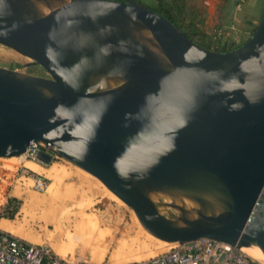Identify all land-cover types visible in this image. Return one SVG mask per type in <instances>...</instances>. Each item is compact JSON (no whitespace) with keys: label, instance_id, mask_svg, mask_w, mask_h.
Instances as JSON below:
<instances>
[{"label":"water","instance_id":"water-1","mask_svg":"<svg viewBox=\"0 0 264 264\" xmlns=\"http://www.w3.org/2000/svg\"><path fill=\"white\" fill-rule=\"evenodd\" d=\"M0 43L48 72L0 65V157L33 141L159 239L264 253V8L218 50L140 0H0Z\"/></svg>","mask_w":264,"mask_h":264},{"label":"rangeland","instance_id":"rangeland-1","mask_svg":"<svg viewBox=\"0 0 264 264\" xmlns=\"http://www.w3.org/2000/svg\"><path fill=\"white\" fill-rule=\"evenodd\" d=\"M140 1L150 7L157 2ZM182 1L184 19L194 20L195 9L191 8L189 1ZM251 1L253 3L248 7V12L243 10L246 0L239 10V13L247 12L240 18V24L245 22L244 17L249 16L254 20L247 28L248 33L241 36L240 43L248 37L264 8V0ZM31 61V58L0 43L1 66L48 76L44 68ZM30 161L47 168V172L29 169L32 166L28 163ZM37 178L45 183L42 190L35 187ZM98 180L59 156H54L49 164L30 159L24 153L0 157V188L4 190L0 196V210L7 200L16 199V212L11 218L15 217L16 223L25 229L26 238L35 243L48 244L56 253V249L61 248L64 252L58 254L72 260L84 259L89 264H123L147 258L153 252L163 251L169 246V243L149 233L138 222L133 209ZM5 197L7 200L1 204ZM160 199L158 197L156 201ZM158 206L166 215L176 213L171 207L162 204ZM2 221L7 226L8 221ZM59 228L62 229L59 230V237L49 238L46 232L54 233Z\"/></svg>","mask_w":264,"mask_h":264},{"label":"built area","instance_id":"built-area-1","mask_svg":"<svg viewBox=\"0 0 264 264\" xmlns=\"http://www.w3.org/2000/svg\"><path fill=\"white\" fill-rule=\"evenodd\" d=\"M245 0H236L240 10ZM222 29L216 28L214 37ZM44 150L31 142L24 155L38 160L37 154ZM45 183L37 178L35 187L42 190ZM224 252V254H223ZM223 256L221 257V255ZM0 264H89L86 260L66 258L42 243H35L0 227ZM123 264H264V261L251 256L242 248L210 237H198L186 241H174L160 252Z\"/></svg>","mask_w":264,"mask_h":264},{"label":"crops","instance_id":"crops-1","mask_svg":"<svg viewBox=\"0 0 264 264\" xmlns=\"http://www.w3.org/2000/svg\"><path fill=\"white\" fill-rule=\"evenodd\" d=\"M185 1L186 2L189 1L191 8L193 10L195 9L194 21L196 25L200 29H202L207 35H209L212 39V43L216 45L226 44V45L235 46L239 44L240 43L239 40L241 36H243L245 33H248L247 28L249 27L251 22H254L252 17L248 16L243 18V20L245 21L243 24L239 23L240 18L245 16V14L248 12L247 11L248 7L250 6L251 3H253L251 0H246L245 2L246 5H244L243 10H246L247 12L243 11L242 13H239V10L236 9L235 6L236 0H185ZM239 24L241 26L240 28L238 27ZM216 28H221L222 31L220 35L214 37ZM38 165L40 167H43L40 164ZM42 169L44 171L47 168L43 167ZM6 200L7 197L3 199L1 204H4ZM54 215L55 213H53V216ZM2 219H6L8 221L7 226L3 224L4 221H1ZM0 222H1L0 227H2L3 229H6L8 231H10L11 229H16L18 230V233L23 236L27 234L25 229L21 228L16 223L15 217L6 218L2 216L0 217Z\"/></svg>","mask_w":264,"mask_h":264},{"label":"trees","instance_id":"trees-1","mask_svg":"<svg viewBox=\"0 0 264 264\" xmlns=\"http://www.w3.org/2000/svg\"><path fill=\"white\" fill-rule=\"evenodd\" d=\"M153 9L164 15L170 21L174 22L178 27H180L185 34L191 38L193 41L206 46L208 48H214L218 50H226L233 45H216L212 43V39L209 35H207L202 29H200L193 19H184V13L182 12L183 9V1L182 0H157V2L152 6ZM181 20V21H180ZM253 29H251L252 32ZM240 44V43H239ZM238 45V44H237ZM236 46V45H235ZM14 198H10V201H6L3 208L0 210V217H9L11 218L12 215L16 212V205ZM7 210V211H5ZM59 230L60 228L54 233H48L49 238L51 237H59ZM13 233L19 234L18 230L11 229ZM53 231V230H52ZM62 231V230H60Z\"/></svg>","mask_w":264,"mask_h":264},{"label":"bare ground","instance_id":"bare-ground-1","mask_svg":"<svg viewBox=\"0 0 264 264\" xmlns=\"http://www.w3.org/2000/svg\"><path fill=\"white\" fill-rule=\"evenodd\" d=\"M23 154V153H22ZM21 155V154H20ZM19 161V160H18ZM22 161V160H21ZM28 163H30V164H32V166H31V168H29V166L27 165V167L29 168V169H33V170H40V171H43V167H40L38 164H35V163H37V162H32V161H30V162H28ZM32 170V171H33ZM83 170V169H82ZM34 172H36V171H34ZM38 173V172H37ZM93 177V176H92ZM98 182H99V180H98ZM100 183V182H99ZM102 183V182H101ZM3 192H4V190L2 191V188H0V196L3 194ZM112 192V191H111ZM112 194H114L113 192H112ZM115 195V194H114ZM116 196V195H115ZM123 202V201H122ZM134 212V211H133ZM2 220H6V219H2ZM1 220V221H2ZM138 220V219H137ZM139 222V221H138ZM62 230V229H61ZM18 235H20V236H22V237H24V238H26L25 236H23V235H21V234H18ZM154 236V235H153ZM28 239V238H27ZM31 239V238H30ZM84 239V238H83ZM160 240H162V239H160ZM162 241H164V242H167V243H169V244H171V242H168V241H166V240H162ZM161 241V242H162ZM47 244V243H46ZM48 245V244H47ZM49 246V245H48ZM56 248H57V246H56ZM243 250H245L247 253H249L251 256H253L254 258H256V259H259V260H262V261H264V253H263V251L261 250V248L257 245V244H254V243H252V244H250V245H248V246H243V248H242ZM56 251L58 252V253H63L64 251H63V249H61V248H57L56 249ZM129 251V250H128ZM127 254V253H126ZM148 254V253H147ZM153 254H154V252H153ZM64 256V255H63ZM128 256V255H127ZM143 257H145V256H143ZM146 257H147V255H146ZM124 258V257H123ZM128 259V258H127Z\"/></svg>","mask_w":264,"mask_h":264}]
</instances>
